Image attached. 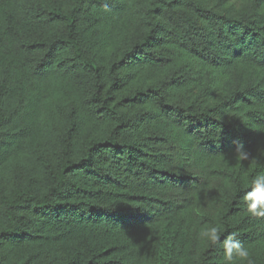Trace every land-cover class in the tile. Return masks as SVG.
Returning <instances> with one entry per match:
<instances>
[{"label": "trees", "instance_id": "trees-1", "mask_svg": "<svg viewBox=\"0 0 264 264\" xmlns=\"http://www.w3.org/2000/svg\"><path fill=\"white\" fill-rule=\"evenodd\" d=\"M258 150L264 0H0V264H264Z\"/></svg>", "mask_w": 264, "mask_h": 264}, {"label": "clouds", "instance_id": "clouds-1", "mask_svg": "<svg viewBox=\"0 0 264 264\" xmlns=\"http://www.w3.org/2000/svg\"><path fill=\"white\" fill-rule=\"evenodd\" d=\"M258 153L264 154V150H258ZM233 158L239 161L255 159L242 146L236 148ZM249 187L251 191L243 195L246 213L254 218H264V171L257 172L250 179ZM223 231L219 225L200 227L196 230V239L203 245H220L223 264H253L251 249L239 242L236 233H229L220 242Z\"/></svg>", "mask_w": 264, "mask_h": 264}]
</instances>
